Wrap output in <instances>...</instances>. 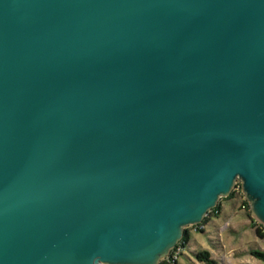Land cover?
Returning <instances> with one entry per match:
<instances>
[{
	"label": "water",
	"instance_id": "95a60500",
	"mask_svg": "<svg viewBox=\"0 0 264 264\" xmlns=\"http://www.w3.org/2000/svg\"><path fill=\"white\" fill-rule=\"evenodd\" d=\"M236 183L264 227V0H0V264H158Z\"/></svg>",
	"mask_w": 264,
	"mask_h": 264
},
{
	"label": "rangeland",
	"instance_id": "374dc122",
	"mask_svg": "<svg viewBox=\"0 0 264 264\" xmlns=\"http://www.w3.org/2000/svg\"><path fill=\"white\" fill-rule=\"evenodd\" d=\"M235 193L228 198H220L218 213H208L201 226H187L188 240L184 249L179 248L180 264H205L198 261L195 253L199 250L210 252L215 264H264V260L254 257L252 250L264 249V238L256 233L259 224L252 218L245 197L236 183Z\"/></svg>",
	"mask_w": 264,
	"mask_h": 264
},
{
	"label": "trees",
	"instance_id": "16d2710c",
	"mask_svg": "<svg viewBox=\"0 0 264 264\" xmlns=\"http://www.w3.org/2000/svg\"><path fill=\"white\" fill-rule=\"evenodd\" d=\"M235 193V190H232L230 192V194L224 198H228V197H231L233 196V194ZM244 204L247 205L246 201L244 200L243 201ZM219 207H220V204L218 202V204L212 208L209 212L211 213H215L217 214L218 213V210H219ZM208 212V213H209ZM207 213V214H208ZM208 218V215H206L202 222L200 224H198V229L199 230H202V225L204 224V222L207 220ZM260 227L256 228V233L263 237L264 238V227L259 225ZM188 231L187 229L185 228L184 229V232H183V236L182 238L179 240V242L175 245V247L173 248V250L170 252V254L168 255V257H165L164 259H162L158 264H180L178 262V258H179V255L182 253L183 249H184V246L186 245V242L188 240ZM183 248L179 254H175L174 252L177 251L178 248ZM251 254L254 256V257H257L261 260H264V249L263 250H252L251 251ZM195 257L198 261H201V262H204L205 264H215V260L213 258H211L210 256V252L207 251V250H199L195 253Z\"/></svg>",
	"mask_w": 264,
	"mask_h": 264
},
{
	"label": "built area",
	"instance_id": "2783aa9c",
	"mask_svg": "<svg viewBox=\"0 0 264 264\" xmlns=\"http://www.w3.org/2000/svg\"><path fill=\"white\" fill-rule=\"evenodd\" d=\"M172 250H173V249H172ZM172 250H171V251H172ZM178 250H179V248L177 249V251H176V252H178ZM176 252H174V253H175V254H177ZM167 257H168V256H167Z\"/></svg>",
	"mask_w": 264,
	"mask_h": 264
}]
</instances>
